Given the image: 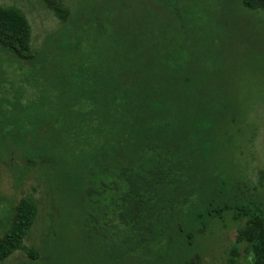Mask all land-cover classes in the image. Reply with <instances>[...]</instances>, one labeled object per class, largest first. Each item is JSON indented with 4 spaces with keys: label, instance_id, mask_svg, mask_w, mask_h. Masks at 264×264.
Wrapping results in <instances>:
<instances>
[{
    "label": "trees",
    "instance_id": "trees-1",
    "mask_svg": "<svg viewBox=\"0 0 264 264\" xmlns=\"http://www.w3.org/2000/svg\"><path fill=\"white\" fill-rule=\"evenodd\" d=\"M41 1L66 20L64 0ZM241 3L264 13V0ZM109 46L95 52L89 37L76 58L62 56L48 72L47 95L30 103L46 105V115L16 139L25 144L31 135L28 162H40L52 185L80 189L85 247L127 254L160 250L166 256L172 250L170 261L180 256L181 264H200L204 255L195 240L210 221L229 216L237 229L226 264L239 263V246L245 264H264V205L220 160V94L203 93L202 80L180 76L160 60H130ZM0 47L32 60L30 26L14 7L0 6ZM8 214L0 263L18 251L35 260L25 241L36 205L22 198ZM183 250H189L184 259ZM162 255L158 264H169Z\"/></svg>",
    "mask_w": 264,
    "mask_h": 264
},
{
    "label": "rangeland",
    "instance_id": "rangeland-1",
    "mask_svg": "<svg viewBox=\"0 0 264 264\" xmlns=\"http://www.w3.org/2000/svg\"><path fill=\"white\" fill-rule=\"evenodd\" d=\"M0 6L14 7L26 18L32 58L26 63L0 47V234L22 198L37 208L25 241L37 258L18 251L0 264H158L162 255L160 250L127 254L86 248L80 189L52 185L40 162H28L30 134L25 144L17 142L24 126L46 115V105L30 103L47 95L48 72L65 54L76 58L89 37L95 52L110 45L113 55L119 50L130 60L154 58L180 76L202 80L203 93H219L220 160L229 162L238 184L264 205L263 12L244 8L241 0H64L68 15L61 21L41 0H0ZM69 45L68 52L60 48ZM236 229L229 216L210 221L195 240L204 255L200 264H226ZM237 250L238 264H245L243 247ZM171 251L162 255L167 263L181 264L180 256L169 260ZM183 251L184 259L189 250Z\"/></svg>",
    "mask_w": 264,
    "mask_h": 264
}]
</instances>
